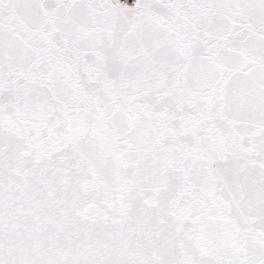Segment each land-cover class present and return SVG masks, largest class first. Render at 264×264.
Instances as JSON below:
<instances>
[{
  "label": "snow or ice",
  "instance_id": "snow-or-ice-1",
  "mask_svg": "<svg viewBox=\"0 0 264 264\" xmlns=\"http://www.w3.org/2000/svg\"><path fill=\"white\" fill-rule=\"evenodd\" d=\"M0 264H264V0H0Z\"/></svg>",
  "mask_w": 264,
  "mask_h": 264
}]
</instances>
